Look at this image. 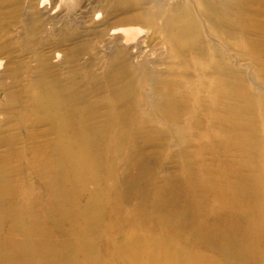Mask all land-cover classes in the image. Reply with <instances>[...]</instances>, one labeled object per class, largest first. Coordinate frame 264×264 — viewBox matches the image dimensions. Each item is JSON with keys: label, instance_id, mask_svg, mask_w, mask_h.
Wrapping results in <instances>:
<instances>
[{"label": "bare ground", "instance_id": "bare-ground-1", "mask_svg": "<svg viewBox=\"0 0 264 264\" xmlns=\"http://www.w3.org/2000/svg\"><path fill=\"white\" fill-rule=\"evenodd\" d=\"M104 3L106 5H102ZM97 9L103 12V15L99 28L95 26L96 30L87 32L92 34L91 38L81 41L80 45L73 49L71 53L66 52L63 54L65 52L63 50L55 51L51 56L56 59L54 64L48 62L50 56H34L32 58L34 65L29 69L33 70V73L31 75L27 74L31 78L30 83L34 84L30 86L33 90L27 100L30 108L29 112H31L30 116H38L34 120L35 125L43 126L44 123L47 124L48 127L43 131V134H47L49 139H46L44 144L50 147L49 154L37 152L30 156L29 160L36 162V166L41 165L43 167L42 162L44 163L45 167L43 169L40 168L37 171V175L42 178V182L46 185V193L49 200L45 201L44 210L53 219L54 226H57L59 222L61 223L71 214V220H77V217L73 218V213L77 209V203L73 201L77 187L85 192H90V199L83 208L88 217L93 216L91 211L93 205L100 207L106 200L105 197H101L97 193V189L89 190L86 185L88 182H93L96 185L95 178L99 174L97 161H103L102 164L106 161L102 167H105V173L108 174L105 175V179L102 182L106 183L107 188L110 189L113 185V179L110 177L112 176V170L116 163L120 162L115 159H121V156L125 153L123 149L126 150L125 144L127 141L130 143L132 140L135 141L140 138V142L148 145L157 136V139L152 143L157 144L158 135H161L162 132L147 125L148 122H151L152 114L150 111L158 113V120L160 116L169 120L170 124L175 125L177 129L179 128L177 125L181 124L180 119L184 115L202 114L204 115L203 122L205 124L200 126L199 122L193 120L191 126L194 125L204 129L211 127L218 133L219 131L236 133L240 131L237 129L242 130L245 127H250L251 129L252 124H256L255 121L257 120L264 122V0H101V6ZM35 13L39 12H32V15ZM95 15L98 16V14ZM28 19L30 21V18ZM199 20L211 26L209 27L210 31L208 30L205 33ZM31 21L28 24L32 25V29L28 31V34H34L32 31H36L35 29L41 32L37 25L39 20L33 19ZM52 21L53 26L59 25L56 29L57 37L49 41V43L53 44L52 47H65L64 45L75 43L76 40L74 39H77L79 34H77V30L67 27L72 23L70 19L58 17ZM28 24L25 27V31L29 30ZM133 27H137L141 31H155L161 39L159 45L163 46L165 51H170L169 55L173 57V55L179 54L182 56L184 54L185 58L193 56L195 61L201 64V67L192 71L187 68L193 66L189 64V59L188 66L185 61L178 63L177 60L173 61L164 57H157L153 61L156 67L167 64V66L164 65V70L159 72L162 77L160 76L156 79L153 77H142L143 75L139 73L140 66L130 62L134 60V54L132 55L131 46L129 47L126 44L130 34H132L131 28ZM108 30L112 31L110 33H117L115 30H119L121 36L117 33L115 39L112 37L114 39L113 42L111 40L106 43L103 36ZM120 37H123L124 42L118 44L117 40ZM212 38H215V42H211ZM3 41L0 42V50H5L11 44L9 38ZM95 43L99 45L96 46ZM236 46L241 49H237ZM134 47L138 49V45ZM90 53L91 59H87L88 65H76V68H71L69 73L64 75L63 78H59L57 72H50L51 69L54 70L60 63H69L70 60L77 63L76 60L80 55H88ZM61 59L62 61L57 63V60ZM98 64L105 65L108 72H112L111 77L113 79L110 83L107 82L110 88L108 96L112 99H117V101L111 102V99L104 102H91L94 95H89V92L84 93L87 91L86 85L88 83L77 81V76L75 77L77 70L83 72V75L86 74L90 80L95 79L94 68ZM241 64L244 71L239 67ZM250 65L253 67V72L248 78L244 73L247 72ZM14 69L15 65L13 64L10 68L6 67L4 75L1 74L6 79L2 81L5 86L14 81L16 84L18 76L15 74ZM181 76H184L187 80L179 79ZM102 77L104 78L105 75H102ZM125 79L128 80L124 81ZM257 79H260L262 83H257ZM183 81H187V84ZM147 82L152 85L150 89L148 88V92L144 89V85ZM198 82L199 85L205 82L208 84L209 89L205 90L208 97L205 96L204 98L199 95V89L196 88ZM8 91V96L14 97L15 91ZM139 92H141L140 95ZM181 97L185 100H190L189 98H191L194 104L187 108L186 101L180 100ZM147 102L153 103V106H146ZM112 103L115 104L116 110ZM111 108H114L115 111L110 112L109 109ZM126 117L133 118V120H127ZM196 117L198 116L195 115L194 118ZM223 129L231 130L225 131ZM191 133L188 134L189 137L195 135ZM31 138L33 137L30 136L29 139ZM185 139L191 141L190 138ZM12 140V136H0L1 146L8 147L2 153L6 154V156L3 155V163L0 165V184L4 180V175L15 168V166L12 167L7 164L5 160L11 157L18 158L19 155V153L13 152L9 148V142ZM32 144L39 145L34 142ZM138 146H132L133 150L130 149L132 155L127 154L125 166L127 169L129 166L143 165L142 161L135 160L136 156H141L139 152L142 144ZM105 150L108 152L105 153ZM121 160L124 162V159ZM140 174L138 173L139 176ZM10 175L8 174V176ZM168 175L170 176L171 174ZM8 176L4 178L6 179L7 187L12 188ZM136 177L135 181L138 180ZM197 183L196 179L191 178L189 184L184 180L182 184L160 185L151 199L146 198L147 190L143 191L142 189L135 199H132L134 191L122 187L119 183L118 187H122L120 190L122 194L116 200L119 201L120 205L127 207L125 204L130 199L133 205L144 204L139 212L144 214L151 212L152 216L156 218L157 228L162 232L156 234V236H152L150 232L144 230L140 231L139 235L129 231L120 233L114 238V251L111 255L120 260L121 264H247L248 261L244 259L245 249L242 250L241 247H238L239 243L235 237L236 234H228L227 232V235H225L223 232L220 236L218 235L219 233L217 234L218 236L213 235V226L210 227L209 223H207L209 219L197 227H181L189 228L184 236L177 235L179 238H186L181 242L173 243L171 240L176 235L170 234L172 236L170 237L167 235V231H163L166 229L167 220L178 225L184 221L181 217L185 215L181 216L179 214V217L174 216V219L173 217L168 219V216L155 212L159 209V204L165 201V197H167L165 194L166 190L174 194L173 196H168V202H171L172 199L175 201L179 200L177 198L181 196L182 199L185 197V203L181 205H188L189 208L192 207L198 213L209 214L215 212V209L212 208H210V211L201 208L198 202H205V200L199 201L198 197H194V199L188 198L189 195H187L186 189H193ZM144 185L146 186L147 183ZM2 193L3 190L0 192V200H2ZM70 197L72 202L69 205L70 207H67L65 205ZM94 200L95 202L92 204ZM181 202L182 200H179V203ZM23 208L25 211L33 210L30 204L24 205ZM52 210H56L61 214L56 217L52 215ZM72 211L73 213H71ZM183 211L184 213L189 212L184 208ZM14 213L11 223L12 228L15 229L17 227L22 231L23 235L29 233L32 220L36 218L31 217L30 221L25 223L23 215H19L16 208ZM1 218L2 215L0 214V222ZM129 218L130 216H127L126 221H129ZM144 219H147V217L139 216L133 221V224L142 226ZM190 221L185 222L190 225ZM38 225L36 224L35 230L29 234V237L32 238L35 256L42 261L46 259L45 257H47L49 250H52L51 245L54 243L55 238L50 234L51 232ZM205 231L207 233H204ZM75 233L64 232L60 235L59 251L62 264H76L77 248H73L70 253L68 245ZM75 237L77 238V236ZM251 237L248 236L249 239ZM249 239H247L246 246H251L252 249L255 246L258 247V245H255L256 243H249ZM80 245L83 246L82 240ZM17 248L21 250V245ZM256 254L260 260L259 264H264V245L260 246ZM89 256L91 254L87 253V261H89ZM15 261L21 262L18 264H27L25 260L16 258L13 253L8 256V261L3 264H13Z\"/></svg>", "mask_w": 264, "mask_h": 264}, {"label": "rangeland", "instance_id": "rangeland-1", "mask_svg": "<svg viewBox=\"0 0 264 264\" xmlns=\"http://www.w3.org/2000/svg\"><path fill=\"white\" fill-rule=\"evenodd\" d=\"M102 5L106 4L104 3ZM99 6H101V0H55V2L54 0H0V42L9 38L11 43L10 46L5 48V50H0V54L2 53L0 55V136H12L13 142H9V148L13 152L16 151L19 153L18 158L11 157L8 160L4 159L7 164L12 167L15 166V168L11 170L12 172L10 171L4 175V177H7L8 174H11L8 176V180L12 188L7 187L6 179L4 177V180H2V183L0 184V192L3 190L1 196L2 200H0V214L2 215L0 222V264L7 262L8 256L12 253L16 258L25 260L27 264H43V262H45L44 264H62L59 251V238L64 232H76L73 235V239L68 242L70 253L73 248H77L76 264H121L120 260L111 255L114 251V238L117 235L127 231L135 232L139 235L144 230L150 232L152 236H156V234L162 232L157 228L156 218L152 216L153 214L151 212H149L150 215L139 212L141 206H144V204L133 205L132 200L130 199L125 204L128 208L120 205L116 198L121 197L122 193H120V190L122 187L134 191L132 199H135L141 189L143 191L147 190L146 198L151 199L153 198L152 196L154 195L155 190H158L160 185L182 184L184 180L189 184L191 178L196 179L198 183L193 189H186L187 195H191V197L188 196V198L194 199V197H198L199 201L205 200V202H198L201 205V208L208 209L209 211L210 208H212L215 209V212L209 214L198 213L192 209V207L189 208L188 205H181L185 203V197L182 199L181 196L180 198H177L182 200L181 203H179V200L175 201L174 199H170L171 202H168V196H173L174 194H172L171 191L166 190L165 194L167 197H165V203L163 202L159 204V209L155 212L168 216V219L170 217H173L174 219L179 214L181 216L185 214L181 217L184 221L182 220L183 222L178 225L167 220L166 229L163 231H167V235L170 237H172L171 235H176L172 240H167H171L173 243L184 241L186 238H179L177 235L184 236L189 228L181 227H197L204 224L209 219L207 223H209L210 227L213 226V235L219 233L218 235L220 236L223 232L225 235H227V232L228 234L235 233L236 235H234L239 243L238 247H241L242 250L245 249L244 259L248 261L247 264H259L260 260L258 259L256 252L259 251L260 246L264 245V122L262 120L255 121L256 124H252L251 129L250 127H245L242 130L237 129L240 131L236 133L220 131L218 133L211 127L204 129L201 127H195L194 125L191 126L193 120L199 122L200 126L205 124V122H203L204 115L202 114L197 115L194 113L193 116L192 114L184 115L180 119L181 124L177 125L179 127L177 129L175 125L170 124V121L166 120V118L160 116L158 120V113L150 111L152 114L151 122H148L147 125L162 132L161 135H158L159 140L157 144H152L155 139H157V136L152 140V145L140 142V138H135L136 140H132L130 143L127 141L128 143L126 142L125 144L126 150L123 149V152L125 151V153L121 156V159H124V162L119 158L115 159L120 162H117L112 170V176L110 177L113 179V185L110 189L107 188L106 183L102 182L105 179V175L108 174L105 173V167H102L106 161L104 164H102L103 161L101 160L97 161L99 164V174L95 178L96 185H94L93 182H88L86 185L89 190L97 189V193H99L101 197H105L106 200L100 207L92 206V217H88V214L83 210L90 199V192H85L79 187H77V192L73 196L74 203H77V209L74 213L73 211L71 212L73 213V218L77 217L76 221L71 220L72 214L70 213L71 215H69L68 218L61 221L63 224L59 222L57 226H54L53 219L49 217L44 210L45 201H48L49 197L46 193V185L42 182V178L37 175V171L40 168L43 169L45 166L43 162V167H41V165L36 166L37 163L29 160V158L37 152L49 154L50 147L44 144L46 139H49V136L43 134V131H45L48 126L46 123H44L43 126L35 125L34 120L38 116H30L31 112H29L30 108L27 100L33 90L30 86H33L34 84L30 83L31 78L28 77L27 74L31 75V73H33V70L29 69L34 65V61L32 60L34 56H50L48 62L54 64L56 59L51 56L55 51L63 50L65 51L63 54L66 52L71 53L73 52V49L80 45L81 41L91 38L92 34L87 32L96 30V27L99 28L102 19L103 12L97 9ZM35 11H38L39 13L32 15V12ZM95 14H98V16ZM58 17L61 19H70V21H72L67 27L77 30L79 37L74 39L77 42L75 41V43L64 45L65 47H52L53 44L49 43V41L57 37L56 29L59 27V25L53 26L52 20ZM28 18H30V21L33 19L39 20V22L37 21V25L39 26V29H41V32L35 29L36 31H32L34 34H28V31H31L30 29H32V25L30 26V24H28L30 22ZM199 21L203 25L205 33H207L208 30L210 31L209 27L211 26L204 24L202 20ZM27 24L29 30L25 31ZM131 29L132 34H130L129 39L126 41V44L129 47L131 46L130 48L133 50L132 55L134 54V60L130 62L131 64L140 66L139 73L143 75L142 77H153L156 79L161 76L159 72L164 70V65L167 66V64L156 67L153 64V61L157 57H164L167 60L169 59L173 61L177 60L178 63L180 61H185L187 62V65L189 59V64H192L193 66L188 65L189 67L187 68L192 71L201 67V64L197 63L193 56L185 58V56H183L184 54H182V56L179 54L176 56L173 55V57L169 55L170 51H165V48L159 45L161 39L159 34L155 31H141V29L137 27ZM115 31L121 36L119 30ZM35 32L37 33L35 34ZM110 32L112 31L108 30L105 36H103L106 43L111 40L113 42L116 38L115 36H117V33ZM117 41L118 44L123 43V37H120ZM212 41L215 42V38H212L211 42ZM3 42L5 43V41ZM95 44L96 46L99 45L98 43ZM137 45L138 49L134 47ZM7 48L13 49L8 50ZM236 48L241 49L237 46ZM90 56L91 53L88 55L82 54L77 58V63L72 62V60H70L69 63H60L55 67L56 70L51 69L50 72H57L59 78H63L64 75L69 73L71 68L75 69L76 65H88L89 63L87 59H91ZM58 61L61 62L62 59L57 60V63H59ZM13 64L15 65L14 72L18 76L16 79L17 82L15 84L14 81L5 86L3 84L4 82H2L5 77L1 76V74L4 75L6 67L10 68ZM105 67L106 66L103 64L96 65L94 72L97 79L95 78L91 80L86 74L83 75V72L77 70V74L75 75V77L77 76V81L88 83L86 85L87 91L84 93L86 94L89 92V95H94L91 102H104L112 99L108 96L110 94V88L107 83H110L113 79L111 77L112 72H108V69ZM239 67L244 71L242 64L239 65ZM37 71L39 72V70ZM252 72L253 67L250 65L247 72L244 74L250 78ZM102 75H105V77L103 78ZM179 79L186 78L181 76ZM126 80L128 79H125L124 81ZM148 82L144 85V89L147 90V92L148 88L150 89L152 86ZM183 82L187 84V81ZM257 83L262 82L260 79H257ZM196 88L199 89V95L201 97L205 98V96H207L205 90L209 88L206 82L201 85H199L198 82ZM8 90H14V97L17 99L13 96L9 97L7 93L9 92ZM140 93L141 92H139V95ZM189 99L190 100H185L183 97L180 98V100L186 101L185 104H187V108L194 104L191 98ZM112 101H117V99H112L111 102ZM112 104L113 107H115V104ZM151 105L153 106V103L147 102L146 104L148 107H152ZM115 110L114 108L109 109L110 112ZM195 115L198 117L194 118ZM45 116L47 115L45 114ZM126 119L133 120V118L130 117H126ZM223 130L230 131L231 129ZM188 131L195 135L189 137L188 134H190V132L188 133ZM30 136L33 138L29 139ZM185 138H190L191 141L186 140ZM33 142L39 145H33ZM136 145L141 146L139 152L141 156H136L135 160L142 161L143 165H133L132 167L129 166L127 169L125 167L126 158L128 157L127 154L132 155L130 149ZM7 148L8 147L1 146L0 144V165L3 163V155L6 156V154L2 153ZM104 152L107 153L108 151L105 150ZM138 173H141L140 176ZM168 174L171 175L169 176ZM135 177L138 180L135 181ZM171 177L173 178L171 179ZM119 183L122 187H118ZM146 183L147 185L145 186L144 184ZM71 199L72 198L70 197L68 200L69 202L67 201L65 206L70 207L69 205L72 202ZM94 202L95 200L92 204H94ZM27 204H30L33 210L25 211L23 207ZM193 207L196 208L194 205ZM15 208L18 210L19 215H23V221L25 223H28L31 217L36 218L35 220H32L31 231L25 235H23L22 231L17 227L13 229L11 226L12 216L15 214ZM183 208L189 212L184 213ZM225 210L228 211L226 212ZM59 214L61 213L52 210V215L58 217ZM127 216H130L129 221H126ZM139 216L147 217V219L143 220L144 223L142 226L133 224V221ZM243 217L247 219L245 220ZM185 221H190L191 224L189 225ZM36 224H39V227L45 228L51 232L50 234L55 238L54 243L51 245L52 250H49L47 257H45L46 259L42 260L43 262L35 256L32 238L29 237V234L35 230ZM240 231L243 233L241 234ZM204 233H207V231ZM75 236H77V238ZM248 236H252L251 239H249ZM247 239H249V243H256L255 245H258L259 248L255 246L252 249L251 246H246ZM81 240L83 246L80 245ZM19 245H21V250L17 248ZM87 253L91 254V256H89V261L86 259ZM11 258L13 259V257ZM18 263L21 262L15 261L13 264Z\"/></svg>", "mask_w": 264, "mask_h": 264}]
</instances>
